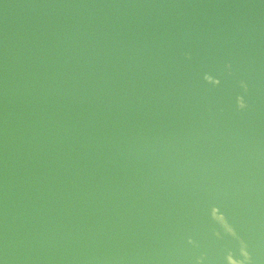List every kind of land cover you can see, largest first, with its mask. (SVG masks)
<instances>
[{"label": "water", "instance_id": "95a60500", "mask_svg": "<svg viewBox=\"0 0 264 264\" xmlns=\"http://www.w3.org/2000/svg\"><path fill=\"white\" fill-rule=\"evenodd\" d=\"M0 264H264V0H0Z\"/></svg>", "mask_w": 264, "mask_h": 264}]
</instances>
